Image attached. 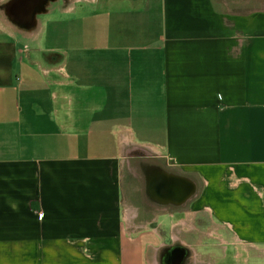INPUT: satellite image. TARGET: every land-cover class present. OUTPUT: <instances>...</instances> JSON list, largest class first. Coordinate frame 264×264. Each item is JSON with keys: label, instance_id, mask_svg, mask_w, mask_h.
Masks as SVG:
<instances>
[{"label": "crops", "instance_id": "crops-1", "mask_svg": "<svg viewBox=\"0 0 264 264\" xmlns=\"http://www.w3.org/2000/svg\"><path fill=\"white\" fill-rule=\"evenodd\" d=\"M58 15L26 55L0 28V264H167L176 243L212 264L197 244L228 236L264 260V9Z\"/></svg>", "mask_w": 264, "mask_h": 264}, {"label": "rangeland", "instance_id": "rangeland-1", "mask_svg": "<svg viewBox=\"0 0 264 264\" xmlns=\"http://www.w3.org/2000/svg\"><path fill=\"white\" fill-rule=\"evenodd\" d=\"M222 1H227L229 5L232 4L235 7L254 6L256 10L264 9V0ZM65 2H67L68 6H74L75 4V0H4L0 3V28L14 34V38L19 40L21 45V53L26 55L32 46L38 48L39 43L49 39L46 31L49 30L52 23L58 22L59 10ZM23 7H25L27 13L23 12ZM26 7H28V10H26ZM42 52L40 57L45 58V52H43V55ZM58 56H60L58 51L54 53L48 52L49 58ZM212 240L214 241L197 244L201 253L205 249L200 248V246L212 244V246L216 247L213 248L217 251V254L213 250H208L209 252L211 251L213 257L211 260L212 264H264V260H259L258 262L255 259L254 244H239V247L237 242L230 240V236H228V241L226 243L222 242V244L214 238ZM190 241L191 245H196L191 239ZM175 245L178 247L175 246L173 249L177 253L174 254L172 259L167 261V264H204L194 258L195 255L188 246L179 243Z\"/></svg>", "mask_w": 264, "mask_h": 264}, {"label": "bare ground", "instance_id": "bare-ground-1", "mask_svg": "<svg viewBox=\"0 0 264 264\" xmlns=\"http://www.w3.org/2000/svg\"><path fill=\"white\" fill-rule=\"evenodd\" d=\"M26 10H28V7H26ZM23 12L24 13H27L26 11H25V7H23ZM14 15V14H13Z\"/></svg>", "mask_w": 264, "mask_h": 264}, {"label": "flooded vegetation", "instance_id": "flooded-vegetation-1", "mask_svg": "<svg viewBox=\"0 0 264 264\" xmlns=\"http://www.w3.org/2000/svg\"><path fill=\"white\" fill-rule=\"evenodd\" d=\"M29 7V6H28Z\"/></svg>", "mask_w": 264, "mask_h": 264}]
</instances>
